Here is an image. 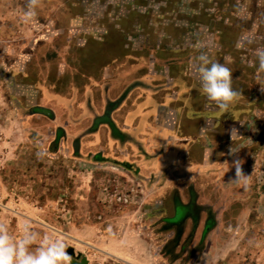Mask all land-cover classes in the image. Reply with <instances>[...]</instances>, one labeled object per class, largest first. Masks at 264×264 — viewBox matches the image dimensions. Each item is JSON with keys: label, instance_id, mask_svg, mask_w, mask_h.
<instances>
[{"label": "rangeland", "instance_id": "1", "mask_svg": "<svg viewBox=\"0 0 264 264\" xmlns=\"http://www.w3.org/2000/svg\"><path fill=\"white\" fill-rule=\"evenodd\" d=\"M26 6L0 0V258L11 248V264H70L72 246L89 264H264V93L255 56L264 48V0H40L30 21ZM201 51L231 69L242 93L227 112L253 113L252 125L261 126L248 147L257 162L243 170L250 175L240 186L244 203L216 196L215 210L177 222L175 189L189 203L190 182L167 183L144 202L151 207L142 196L128 205L117 194L127 192V177L116 185L107 173L114 170L96 159L94 146L110 141L111 130L94 125L107 108L121 126L142 112L145 96L154 108L168 97L169 121L158 114L150 122L176 124V141L187 147L197 134L192 125H210L218 108L193 68ZM75 141L84 150L75 153ZM196 154L187 152L186 163L200 160ZM241 207L246 219L237 222Z\"/></svg>", "mask_w": 264, "mask_h": 264}, {"label": "crops", "instance_id": "2", "mask_svg": "<svg viewBox=\"0 0 264 264\" xmlns=\"http://www.w3.org/2000/svg\"><path fill=\"white\" fill-rule=\"evenodd\" d=\"M117 85L114 83L113 90H116ZM185 90H187L186 87L181 86L182 94L187 92ZM119 93L118 91L117 94L119 95ZM117 94L114 93V96L117 97ZM180 96V92L175 93V98L178 99ZM145 98L146 102L142 106L144 109L140 112L141 114L137 110L132 114H128V120L121 126H117L112 121L111 115H114V108H107L104 115L106 117H98L97 119L100 122H96L94 125L96 132L101 130L102 125H107L112 133L110 141L106 137L104 144L100 142L94 146V149L98 151L96 159L103 166H107V168L114 171L117 170L115 173H113L114 171L107 172L111 177H116V185L123 187L121 183L124 184L123 179L127 177L128 183L124 187L127 192L122 190L121 193L117 191V194L127 196L128 205L130 206L134 204L132 203L133 199L131 197L142 196L143 206L148 207L150 205H146L144 202H149V199L153 196H161L164 194L167 183L174 182L175 179H182L190 182L192 186L191 191H189L192 199L189 203L181 200L186 195V192H181L177 188L175 189V195L177 197L175 206L178 210H185V213H193L194 211L197 212V210L201 211L202 209L213 210L214 208L215 210L216 196L222 199L225 198L226 201L230 199L229 204H231L232 200L237 199L244 203L245 200L242 199L244 196H249L248 191H242V188H240L241 185L229 182L235 175V169L230 168L234 157L230 156L227 152H229L230 148L232 150L236 148L234 151L237 152L236 156L244 161L242 166L243 170L248 169L245 168V164L257 162L255 161V155H251V152L248 151V147H254L256 144L254 136L258 132L257 128L260 129L259 127H261L256 124L254 126L252 125L250 118L254 116L253 113L247 114L246 112L236 111L237 115L235 114L234 117L233 114L227 111L222 112L219 108H216V112L211 113V115L213 114L215 116V119L210 125H202L199 128L196 125H192L191 128H194L197 134L188 142L189 144L187 143L188 146L186 147L183 144L179 146V142L176 141L179 137L175 131L176 124L168 125L162 124L161 122H150V118L152 119L155 115L158 117V114L164 116L165 122L169 121V113L166 111V106L172 102V99L166 97V101L162 107L154 108V99L152 96H145ZM110 104L113 107L116 103L111 102ZM42 108L47 109V112L43 113L44 115L53 118L54 112L51 109L47 107ZM178 112L181 111L179 110ZM138 113L140 115H137ZM221 115L224 119L218 122L219 119L217 117ZM229 116L234 119L230 121L231 118ZM223 122H225V128L222 130ZM233 128L237 129L238 133L232 140L231 129ZM210 129L214 133H219L217 135L219 140H214L207 134ZM73 148L75 153H79L85 147L81 141H75ZM219 149L221 150L218 153L217 150ZM200 150L202 151L201 155L199 154ZM187 152L188 156L189 152L197 153L195 157H200V160L187 164L184 156ZM225 161L229 164L225 163ZM263 197L264 195L262 194L261 200H263ZM211 198L214 199V206L211 203L213 202ZM226 206H228V203H226ZM259 207L262 208L263 206L260 205ZM149 209L152 210V208ZM247 210L248 208L245 210L243 207L240 208V212L236 218L237 222L246 219L245 212ZM185 216L186 214L177 222L181 220L185 221L187 219ZM207 235H209V232L206 230L202 235V241Z\"/></svg>", "mask_w": 264, "mask_h": 264}, {"label": "clouds", "instance_id": "3", "mask_svg": "<svg viewBox=\"0 0 264 264\" xmlns=\"http://www.w3.org/2000/svg\"><path fill=\"white\" fill-rule=\"evenodd\" d=\"M40 0H27L26 11L24 12L25 21L34 20L36 17V8L39 5ZM197 49H202L203 45L197 43L195 45ZM255 56L259 62L257 69L256 80L260 85V92L264 93V48H258L255 51ZM193 64L194 71L198 77L200 84V91L206 98L214 102L215 105L222 111L226 112L242 95L232 87V71L225 64L213 61L207 55V53L201 51L195 58ZM238 130L231 129V139L235 138ZM237 152H233L232 148L229 149V155L233 156L230 168L235 169V175L229 180L230 183L242 185L247 188L250 175L245 174L243 171L244 161L236 156ZM225 163H228L225 161ZM229 164V163H228ZM12 249L5 248L3 250L2 258H0V264H11ZM23 264H42V261L38 259H29L24 261Z\"/></svg>", "mask_w": 264, "mask_h": 264}, {"label": "water", "instance_id": "4", "mask_svg": "<svg viewBox=\"0 0 264 264\" xmlns=\"http://www.w3.org/2000/svg\"><path fill=\"white\" fill-rule=\"evenodd\" d=\"M36 112L45 113V112H47V109H45V108H39L38 109L37 108ZM179 217L176 219V221H178L181 218V217L180 218ZM67 253L72 256V259L70 260V264H89V259H88L87 256H83L79 260V256L76 255L74 247H72V246L68 247L67 248Z\"/></svg>", "mask_w": 264, "mask_h": 264}, {"label": "flooded vegetation", "instance_id": "5", "mask_svg": "<svg viewBox=\"0 0 264 264\" xmlns=\"http://www.w3.org/2000/svg\"><path fill=\"white\" fill-rule=\"evenodd\" d=\"M177 211L179 212V214H177L176 217H174V219H175V218H178L179 215H181L180 217H182V216L185 214V210H177ZM186 215H187V214H186ZM180 217H179V218H180ZM172 221H174V220H172Z\"/></svg>", "mask_w": 264, "mask_h": 264}]
</instances>
